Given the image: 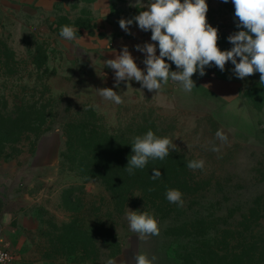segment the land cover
Returning <instances> with one entry per match:
<instances>
[{"label":"rangeland","instance_id":"rangeland-1","mask_svg":"<svg viewBox=\"0 0 264 264\" xmlns=\"http://www.w3.org/2000/svg\"><path fill=\"white\" fill-rule=\"evenodd\" d=\"M149 0H56L50 8L0 6V110L34 111V134L0 147V232L16 254L14 264H264V85L260 74L239 79L206 67L185 92L169 81L158 92L136 81L114 88L123 103L101 98L96 89L113 87L114 70L103 61L128 46L138 67L146 54L135 45L154 43L150 30L121 18L138 15ZM207 20L219 31V47L236 28L229 0H207ZM77 39L60 36L62 26ZM157 55L159 49L157 45ZM171 70L176 71L174 64ZM7 102V104H6ZM152 130L176 145L165 158L174 167L161 174L168 189L182 192L178 207L152 184L115 198L88 146L108 133L129 139ZM227 136L222 142L217 131ZM213 146L218 151H212ZM91 147V148H92ZM91 152V153H90ZM203 160L202 170L187 163ZM108 176V177H106ZM126 199V200H125ZM147 211L158 236L140 239L127 221L129 211Z\"/></svg>","mask_w":264,"mask_h":264},{"label":"clouds","instance_id":"clouds-1","mask_svg":"<svg viewBox=\"0 0 264 264\" xmlns=\"http://www.w3.org/2000/svg\"><path fill=\"white\" fill-rule=\"evenodd\" d=\"M228 3L229 0H222ZM234 6V17L238 30L227 37L232 45L230 50L219 47V31L208 23L209 10L207 0H149L143 4L138 15L130 19L121 18L120 28L131 35L130 26L135 22L142 31L151 32V41L135 45V50L146 54L142 61L145 70L138 67L128 46L115 55L114 59L103 61L104 67L114 70V86L96 89L104 100L119 105L123 103L121 94L114 91L121 82H126L127 88L131 81L141 85V89L158 93L168 82H178L185 92L196 88L192 79L194 74H206V67H217L225 71L228 62L234 66L232 72L239 79L247 78L255 73L260 74V84L264 85V0H231ZM60 36L65 40L77 39L76 30L69 25L62 26ZM157 45L159 55H157ZM174 64L176 71L171 70ZM216 137L222 142L227 136L222 131L216 132ZM176 145L168 137H158L152 130L133 138L131 142L132 155L125 167L129 175L135 169H143L149 160H164L175 150ZM219 149L213 146L212 151ZM187 167L193 171L204 168L203 160H191ZM152 179L161 176L159 169L152 170ZM170 203L182 207L184 201L182 192L178 189H168L165 193ZM127 221L131 231L138 234L140 239L158 236L160 227L157 219L147 211H132L127 214ZM155 257L148 258L146 254L135 255V264H153ZM106 264H115L109 259Z\"/></svg>","mask_w":264,"mask_h":264},{"label":"trees","instance_id":"trees-1","mask_svg":"<svg viewBox=\"0 0 264 264\" xmlns=\"http://www.w3.org/2000/svg\"><path fill=\"white\" fill-rule=\"evenodd\" d=\"M7 106L3 112L0 110V147L4 144L20 143L24 135L34 134L38 131V127L32 124L31 117L34 115V111L32 113L27 108L9 110ZM82 136L83 138L93 137L92 141L94 140L96 146L92 147L90 145L88 149L93 150L95 154L97 150H101V156L96 158L94 155V161L91 162L96 163L100 168L102 163L103 169H107L105 167L109 166L110 178L102 179H104L114 197H120L119 202L123 201L121 199H123L126 192L130 190L144 191V187L149 184H152L161 196H166L165 193L170 180L166 179L163 174L158 179L153 180L152 170L155 168L163 172L167 168L174 167L177 163L176 159H150L145 168L135 169L134 174L129 175L125 167L129 156L133 154L131 142L138 135H133L128 140H122L120 137L108 133L92 134L91 132L83 131ZM174 188L173 186L172 189Z\"/></svg>","mask_w":264,"mask_h":264},{"label":"crops","instance_id":"crops-1","mask_svg":"<svg viewBox=\"0 0 264 264\" xmlns=\"http://www.w3.org/2000/svg\"><path fill=\"white\" fill-rule=\"evenodd\" d=\"M56 0H0V6L13 7L20 6L26 7H39V8H50Z\"/></svg>","mask_w":264,"mask_h":264},{"label":"built area","instance_id":"built-area-1","mask_svg":"<svg viewBox=\"0 0 264 264\" xmlns=\"http://www.w3.org/2000/svg\"><path fill=\"white\" fill-rule=\"evenodd\" d=\"M15 251L6 244L0 232V264H14L16 261Z\"/></svg>","mask_w":264,"mask_h":264}]
</instances>
